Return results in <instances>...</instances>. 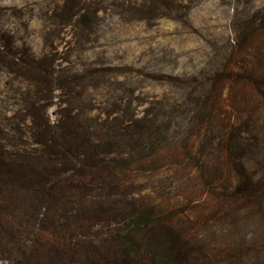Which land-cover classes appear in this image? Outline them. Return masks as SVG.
Here are the masks:
<instances>
[{"label": "rangeland", "instance_id": "obj_1", "mask_svg": "<svg viewBox=\"0 0 264 264\" xmlns=\"http://www.w3.org/2000/svg\"><path fill=\"white\" fill-rule=\"evenodd\" d=\"M0 8L14 47L53 60L66 94L54 89L46 118L64 119L69 147L83 144L77 158L41 168L47 196L5 190L0 264H122L130 244L144 258L133 264H147L163 240L178 246L169 264H264V196L246 206L229 196L240 158L244 175L264 177V0H0ZM5 79L12 109L27 86ZM200 99L215 105L208 130L190 122ZM146 112L172 120L156 150L142 152L116 124ZM250 112L256 125L242 124V137L256 136L260 148L239 152L234 165L217 151L203 160L228 118L239 125ZM24 131L18 151L39 154ZM143 210L159 223L140 231L131 214Z\"/></svg>", "mask_w": 264, "mask_h": 264}, {"label": "trees", "instance_id": "obj_2", "mask_svg": "<svg viewBox=\"0 0 264 264\" xmlns=\"http://www.w3.org/2000/svg\"><path fill=\"white\" fill-rule=\"evenodd\" d=\"M170 4L171 2H167L164 6L165 9L172 10L173 8ZM70 9L73 10L75 7ZM186 9H189V7ZM8 10L10 11L9 15L15 19L23 17L21 9L10 8ZM183 10H185V7L179 5L175 8L177 12ZM2 11L3 9L0 8V79L6 78L4 82L6 86L11 84V81L9 82L10 77L11 80H22L26 84L27 89L22 93L21 104L13 103L11 105L12 109L8 107L5 101L8 100L6 92L5 94L4 92H0V95L4 96V100H1L3 105H0V114L1 112L10 114L0 117V198H3L5 190L10 189L26 191L32 196L37 194H45L47 196L46 191L51 187V181L49 180L50 173L47 166L43 169L41 168L52 161L66 162L77 158V151H79L78 149L83 144L81 143L77 147H69L64 134V119L59 120L57 124L51 125V122L46 118L45 110L52 99L54 89L60 90L61 88V90H66L65 82L55 75L58 71L54 70L52 59H37L31 56L29 48L25 46H22L20 49L14 47L15 36L6 30L2 21V17L5 14ZM82 17L84 15L80 18L84 22ZM30 22V18H27L24 23L22 21L21 25L25 31L28 30ZM65 90L63 91L64 94H66ZM208 100H198L196 103L197 107L195 108L196 115L192 116L193 118L191 117L192 120H190L193 123L198 118V120H201L202 126H206L207 130L211 127L212 119L215 116V105H210L211 102ZM17 106L20 107L18 108ZM172 110V112H176L177 107H174ZM189 110V108L186 109L187 112ZM252 115L253 112H250L248 120L239 125L236 124V121L232 122L229 117L228 122L225 124L226 126L222 128L225 130L220 135L221 137H219L217 143L214 144L215 139L211 140L209 144L211 150L200 154L204 156L203 160L206 161L208 157L214 155V152L217 151L219 152V157L220 155L226 156L227 163L229 162L234 165L237 161L235 159L240 158L239 152H256L261 146L256 136L255 139L254 137L248 139L242 137L244 131L241 128L242 124L247 130L255 127L256 120H254ZM64 117H67V115H64ZM171 120L172 117H169L166 121L159 120L155 114L146 112L139 118L132 117L128 121H119L118 124H115L117 131L120 132L119 136L122 142H127L130 146H137L140 148V151L144 152L146 150L145 147H147L146 144H150L156 150V147L159 146L156 143L159 142V137L163 132H168ZM24 129H26L32 143L40 147L39 154L25 152L21 154L18 151V146L23 144L21 137L23 136V132L25 134ZM92 147L94 148V146ZM37 164H42V166L38 168ZM234 166L239 167V169H237L235 177L236 185L234 191L229 196L232 195V198H235L236 202H241L245 206L251 204L254 199L256 200L264 196V177L255 181L253 177L244 175L246 163L241 161V158L239 164H235ZM29 205L32 207V204ZM131 215L133 227L140 231L150 226L153 227L154 223H159L157 220L154 221L151 215L144 210L140 212L136 211V213H132ZM125 230L131 234L130 225L129 229ZM127 246V249L124 250V257H126L124 258V262L129 261L127 264L137 263L141 257L137 258L135 254L131 256L133 246L131 244ZM177 248L178 246L175 244V241L163 240V242L155 245L157 251L152 257H145V262L147 264H157L155 263V256L168 251L169 255H164L163 258L165 264H169V260L166 258L173 256ZM18 251H22L23 253V250L19 249Z\"/></svg>", "mask_w": 264, "mask_h": 264}]
</instances>
